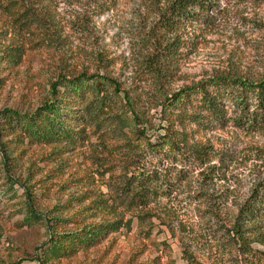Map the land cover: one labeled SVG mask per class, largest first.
<instances>
[{"label":"rangeland","instance_id":"rangeland-1","mask_svg":"<svg viewBox=\"0 0 264 264\" xmlns=\"http://www.w3.org/2000/svg\"><path fill=\"white\" fill-rule=\"evenodd\" d=\"M36 1L40 12L35 18L45 27L29 28L22 16L15 21L16 15L0 13V47L16 43L24 48L17 64L0 70V111H32L48 98L59 74L83 71L112 76L121 89L118 105L125 102L127 91L154 114V85L143 62L155 46L174 39L178 49L167 48L173 52L167 83L171 91L220 73L248 79L264 74V0H203L206 9L189 6L194 13L168 23L162 13L170 0ZM225 110L233 114L228 103ZM194 128H188L192 136L209 144V160L192 165L186 184L146 208L120 206L117 231L71 258L44 264H189L184 249L196 264H264V245L253 242L252 250L261 251L243 253L223 227L236 214V203L264 182V128L239 129L231 123L219 129ZM6 139L0 136V150ZM114 142L91 135L61 157L38 145L22 155L13 188L0 186V264H39L41 247L53 229L46 219L54 209L73 218L61 220L60 231L75 229L82 220L113 218L106 213L92 216L85 207L99 195L112 202L119 190L115 174L122 170V141ZM212 166L206 184L212 204L221 205L223 223L209 218L204 213L209 205L195 196L203 184L199 172ZM26 206L38 220L30 219Z\"/></svg>","mask_w":264,"mask_h":264},{"label":"trees","instance_id":"trees-1","mask_svg":"<svg viewBox=\"0 0 264 264\" xmlns=\"http://www.w3.org/2000/svg\"><path fill=\"white\" fill-rule=\"evenodd\" d=\"M36 2L0 0V13L16 15L15 21L22 16L28 25L42 28L46 25L41 18H35L40 12ZM189 6L208 7L203 0H170L162 14L168 23L174 17L194 13L188 10ZM53 39L49 36L51 42ZM177 42L174 39L163 47L155 46L156 51L148 52L143 59L154 85L153 108L157 109L154 114L136 104L127 91L124 92L125 102L118 105L121 89L112 76L83 71L59 74L51 83L48 98L32 111L14 108L0 111V136L9 137L1 144L0 180L4 182H0V186L4 183L13 188L19 160L33 145L49 147V154L61 157L78 148L91 135H97L101 141L115 140V145L122 141V170L115 174L120 185L113 201L99 195L85 207L92 216L106 213L113 218L82 220L75 229L60 231L61 220L68 223L73 218L63 217L62 212L54 209L46 219L47 225L52 222L53 229L41 247L39 264L71 258L77 251L100 242L107 233L117 231L122 221L117 215L120 206L146 208L186 184L194 170L192 165L209 160V144L196 140L188 128L195 127L194 131L219 129L229 123L239 129L264 128V74L248 79L240 74L220 73L169 90L167 83L173 68L169 54L173 52L167 48L170 45V49H178ZM23 51L21 44L1 46L0 70L17 64ZM227 103L232 106L233 114L228 115L225 110ZM213 167L199 172L203 184L196 188L195 196L209 205L204 212L209 218L220 220L222 214L218 208L221 205L212 204L213 196L208 193L206 184L213 176ZM236 206V214L222 225L228 238L238 244L243 253L254 256L255 251L261 250H252V243L264 245V182L253 186ZM26 208L30 219L38 220L39 215ZM184 253L189 264L197 263L190 251L184 249ZM1 264H20V261Z\"/></svg>","mask_w":264,"mask_h":264}]
</instances>
